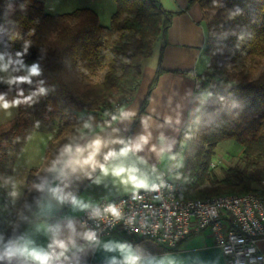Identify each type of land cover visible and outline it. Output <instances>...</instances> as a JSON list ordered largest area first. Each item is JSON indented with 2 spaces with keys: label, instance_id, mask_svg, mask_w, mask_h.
I'll return each instance as SVG.
<instances>
[{
  "label": "trees",
  "instance_id": "trees-1",
  "mask_svg": "<svg viewBox=\"0 0 264 264\" xmlns=\"http://www.w3.org/2000/svg\"><path fill=\"white\" fill-rule=\"evenodd\" d=\"M113 1L115 11L105 27L89 8L51 15L44 12V0H0L2 53L10 62L28 59L38 66L37 86L45 89L43 117L56 115L60 122L56 139L47 143L40 173L28 171L31 192L18 215L10 210L0 174V240L5 247L21 234L46 185L71 154L61 155L64 146L74 150L85 125L102 115L107 116L103 123L108 122L116 115L115 103L133 93L143 61L173 17L158 0ZM187 4L200 8L208 64L196 75L187 120L175 147L184 146L175 173L182 182V197L254 192L264 169V0H188ZM240 59L247 63L240 66ZM98 71L103 72L102 80L91 81ZM159 72L157 68L148 92ZM20 93L14 87H0L8 102L23 100ZM79 112L84 115L78 117ZM26 125L23 110L0 125V161L1 152ZM225 140L242 148L243 164L224 167L216 177L210 163L216 146Z\"/></svg>",
  "mask_w": 264,
  "mask_h": 264
},
{
  "label": "crops",
  "instance_id": "crops-1",
  "mask_svg": "<svg viewBox=\"0 0 264 264\" xmlns=\"http://www.w3.org/2000/svg\"><path fill=\"white\" fill-rule=\"evenodd\" d=\"M158 1L164 10L173 13V17L165 35L155 42L154 61L146 65L145 73L141 68L138 93L135 98L132 93L118 106L116 119L95 125L82 137L59 172L46 185L43 198L13 242L16 247L49 254L53 257L52 264H113V260L116 264H124L128 254L138 257L137 264H225V256L214 245L208 231L193 233L177 250L166 251L147 239L129 243L118 236H107L91 243L86 240L80 220L84 206L92 201L135 191L131 185L123 184L121 177L113 175L111 169L135 167L137 174L146 178L150 185L169 167L180 131L187 120L196 75L207 67L205 27L199 6L188 5V0ZM157 68L160 72L148 92ZM141 136L148 137V143L141 151L105 161L109 151L119 153L126 144L137 143ZM97 139L103 142V146L96 160L109 168L107 175L98 165L93 169L77 163L88 156L91 151L88 146ZM77 147L84 151L77 153ZM261 185L264 190V181ZM74 199L76 203H73ZM54 239L62 241L64 248L54 245ZM120 244L127 245L128 252H122L118 247ZM9 248L0 240V264H38L26 254L16 253L9 257L6 255ZM257 248L264 258V238L257 240Z\"/></svg>",
  "mask_w": 264,
  "mask_h": 264
},
{
  "label": "built area",
  "instance_id": "built-area-1",
  "mask_svg": "<svg viewBox=\"0 0 264 264\" xmlns=\"http://www.w3.org/2000/svg\"><path fill=\"white\" fill-rule=\"evenodd\" d=\"M183 150L180 143L170 166L147 189L135 190V196L132 191L89 203L80 216L86 240L96 243L103 237L118 236L133 243L147 239L174 251L191 234L208 231L225 256V264L264 263L257 248V240L264 238V192L183 198L182 182L175 177ZM109 205L118 208L119 219L105 212ZM90 233L94 239H88Z\"/></svg>",
  "mask_w": 264,
  "mask_h": 264
},
{
  "label": "rangeland",
  "instance_id": "rangeland-1",
  "mask_svg": "<svg viewBox=\"0 0 264 264\" xmlns=\"http://www.w3.org/2000/svg\"><path fill=\"white\" fill-rule=\"evenodd\" d=\"M43 4L44 12L51 15L71 12L78 8H89L97 15L99 23L105 27L110 25L111 16L115 11V2L113 0H44ZM156 47L157 43L153 46L154 56L148 57L142 63L144 73L146 65H150L154 61L153 59H155ZM246 63L243 59L239 61L240 66ZM33 65H35L34 62L28 59L20 62L8 61L4 57L0 46V87L8 86L17 88L20 92H23L25 97L37 93V95L32 96V101L30 103H24L21 109L19 106H13L8 109L0 108V125L10 120L20 110H23L27 118V125L20 136L1 152V184L11 203L10 210L15 215L19 212L21 202L31 192V188L26 183L28 171L34 169L36 173H40L39 170L44 162L47 143L54 141L60 130V122L56 115H52L49 119L43 117L46 102L42 94L38 93L37 75L31 74ZM25 76L28 77L31 83L27 81L20 82L18 80L19 77ZM102 78L103 72L98 71L91 76V81L99 82ZM138 90L139 87L136 84L133 91V98H135L134 95L138 93ZM125 99L116 102L115 109L123 101L125 102ZM77 115L80 117L84 115V112H79ZM106 120L107 116H100L97 121L81 131L82 137L95 125L103 124ZM241 152L242 148L233 140H225L218 143L211 160V163H214V166H211L213 175L220 177L222 169L227 166L235 164L242 166ZM260 179L262 182L264 181V169L261 171ZM261 184L257 186L254 192H264Z\"/></svg>",
  "mask_w": 264,
  "mask_h": 264
},
{
  "label": "clouds",
  "instance_id": "clouds-1",
  "mask_svg": "<svg viewBox=\"0 0 264 264\" xmlns=\"http://www.w3.org/2000/svg\"><path fill=\"white\" fill-rule=\"evenodd\" d=\"M31 74L32 75H38L39 74V69L38 66L33 65L31 68ZM18 80L20 82H29L31 83V81L28 79V77H19ZM10 82H14V81H10ZM39 94H44L45 93V89L44 88H40L38 90ZM20 96H23V92H21L19 94ZM37 95V93H33L32 95L25 97L23 100L21 99H15L11 102H8L5 100L4 95H0V108H4V109H8L10 107L13 106H18L21 103H30L32 101V96ZM113 119H116V117H113ZM85 127H88V125H85ZM120 143H123V141H120ZM148 143V137L146 136H141L139 138V141L135 144H126L119 153H116L114 151H109L104 159L105 161L111 160L117 156H127L129 152H139L142 150L143 145ZM103 146V142L100 141L99 139L95 140L92 142V144H90L88 147L91 149V151L89 152L88 156L83 160V161H77V163L81 164V166L83 165H89L91 166L93 169L98 165L101 169V171L107 175L109 173V168L106 167L105 164H99V162L96 160V156L97 154L100 152L101 147ZM72 146L71 145H65L64 148L62 149L61 155H65L68 153L72 152ZM75 151L77 153H82L84 151L83 148L77 147L75 149ZM55 163H59V160L54 162L53 168L50 169L54 170L55 169ZM111 172L113 175L115 176H119L121 177V182L125 185H131L133 187L134 190L137 189H147L149 187L146 178L138 175V169L135 167H129V168H125L123 166L121 167H117V168H113L111 169ZM38 187H42V186H38ZM152 189L155 190L156 186L153 185ZM134 196H135V191H134ZM73 203H76L75 199L73 200ZM84 207H87V205H85ZM106 213H109L112 217L119 219L120 218V211L118 210V208L114 205H109L106 209H105ZM95 235L94 233H90L88 234V239H94ZM53 244L60 247V248H64V244L62 241H58V240H53ZM52 245H50L51 247ZM118 247L120 248V250L122 252H128V246L124 245V244H120L118 245ZM16 253H20L22 255L26 254L31 256L35 261L38 262V264H52V259L53 257L50 256L49 254H45V253H41L36 251L35 249L33 250H29L27 247H16L14 244L8 249L6 255H8L9 257L15 255ZM62 254V253H61ZM138 261V257L133 256L131 254H128L125 257V261L124 264H137ZM113 264H116L115 260H113Z\"/></svg>",
  "mask_w": 264,
  "mask_h": 264
}]
</instances>
